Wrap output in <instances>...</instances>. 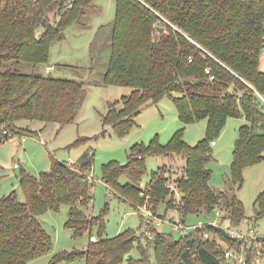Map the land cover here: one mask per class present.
<instances>
[{"label": "trees", "instance_id": "obj_1", "mask_svg": "<svg viewBox=\"0 0 264 264\" xmlns=\"http://www.w3.org/2000/svg\"><path fill=\"white\" fill-rule=\"evenodd\" d=\"M92 1L0 0V145L14 134L22 139L35 135L28 127H19V120L59 127L75 122L85 97L82 83L22 73L15 66L19 62L48 66L51 44L63 38L67 26L81 20ZM50 13H54L52 18ZM160 27L165 31L161 33ZM263 52L264 0H116L104 81L107 85L125 84L132 91L121 102L109 104L104 124L123 137L147 103L168 96L182 123L207 119V131L190 146L180 138L178 129L166 145L154 137L146 146L133 147L125 164L106 163L103 183L109 193L138 210L144 204V197L138 194L147 158L177 155L185 164L174 188L156 172L147 184L143 195H151V212L166 202V209H175L183 224L189 214L210 215L217 209L219 214L226 213L228 226L240 225L245 218L242 202L235 193L219 194L209 185L211 173L206 165L211 159L212 136L228 117L247 121L232 150L231 184L240 187L242 169L264 159V123L258 125L264 110L254 93L264 94V71L259 68ZM81 140L71 146L84 144ZM92 163L93 154L85 152L74 163L55 160L50 170L35 177L26 172L20 175L24 200H18L14 191L0 199V264H27L49 253L52 243L38 217L63 205L68 206L65 227L72 236L89 233V242L84 250L60 253L54 260L229 264L224 256L226 247L243 248L245 264H253L257 251L264 260V236L243 245L241 240H232L221 223L215 226L208 221L174 239L140 215L139 232L127 229L114 237L104 236L100 215L85 212L91 200ZM121 177L126 178L125 183L120 182ZM261 218L264 190L255 199L252 221ZM253 222L248 226H254ZM93 226H98L95 241L90 240ZM212 234L218 239H212ZM134 250L137 256H133Z\"/></svg>", "mask_w": 264, "mask_h": 264}, {"label": "rangeland", "instance_id": "obj_2", "mask_svg": "<svg viewBox=\"0 0 264 264\" xmlns=\"http://www.w3.org/2000/svg\"><path fill=\"white\" fill-rule=\"evenodd\" d=\"M115 13L116 0H93L92 6L85 11L81 20L67 26L63 38L51 44L48 66L28 62H19L15 66L26 74L80 82L83 84L85 97L75 122L62 127L27 119L17 121L19 127H28L35 135L29 134L25 139L18 134L10 135L12 137L0 145V199L14 191L18 200H24V191L19 183L23 172L35 177L41 171L50 170L55 160L74 163L83 153L89 152L93 154L90 175L92 186L91 200L85 212L100 215L105 227L104 236L114 237L127 229L139 232L142 227L140 215H143L157 231H164L172 238L179 239L187 235L192 230V225L198 221L215 220L218 212L215 209L210 215L189 214L183 224L182 217L175 209H166V202L161 203L155 213L151 212L148 205L151 195L143 193L151 182L152 174L156 172L157 175L164 176L168 180L166 185L174 188L177 176L182 175L185 164L181 156L160 155L147 158V172L142 177L139 186L141 191L138 194L144 197V204L139 205L138 210L109 193L103 183V167L110 161L125 164L133 147L146 146L154 137L166 145L178 129L180 138L188 145L194 146L206 136L207 119L182 123L171 97L163 96L156 103H147L144 109L134 116V121L123 137H118L104 124L103 117L108 112L109 104L121 102L122 98L132 91L125 84L107 85L104 81L110 60ZM53 15L54 13H50V18ZM158 24L161 27L163 25ZM259 68L264 71V52ZM254 93L264 110V101L260 97L264 98V94L256 91ZM246 123L243 117L225 119L221 130L212 136L215 144L209 145L211 159L206 165L211 173L209 185L219 194L235 193L242 202L245 218L240 225L234 226L242 232H246L247 225L253 222L255 199L264 190V159L242 169L240 187L231 184L232 150L241 126ZM262 123L264 114L262 119L258 120V125ZM79 139H82L81 143L84 144L71 146ZM209 142L210 140L208 144ZM120 182L125 183L126 178L121 177ZM220 216L217 222L225 229L229 224L224 218L226 213L223 212ZM67 218L66 205L61 206L58 211H47L38 217L49 235L52 250L27 264H84L83 260L69 263L54 260V256L60 253L84 250L89 242V233L81 236L71 235L70 230L65 227ZM252 224L256 234L264 236V218ZM91 235L97 240L98 226L92 227ZM212 236L215 240L218 239L215 234ZM132 254L138 255L136 250Z\"/></svg>", "mask_w": 264, "mask_h": 264}, {"label": "built area", "instance_id": "obj_3", "mask_svg": "<svg viewBox=\"0 0 264 264\" xmlns=\"http://www.w3.org/2000/svg\"><path fill=\"white\" fill-rule=\"evenodd\" d=\"M73 1V0H71ZM190 60V59H189ZM207 72H210V68L206 69ZM257 92V91H256ZM258 93V92H257ZM259 95V94H258ZM262 100L264 101V98L260 96ZM211 145H214V141H211ZM221 214L217 212V218L215 220H209L208 223L217 226L218 225V219ZM206 222L198 221L196 224L192 225L191 229L202 227ZM232 240H241L242 244L244 245L248 240H251L252 238L258 237V235L255 232L254 226L247 225L246 232H242L240 229H236L233 226H227L225 229H223ZM257 235V236H256ZM204 237L208 238L209 235L207 233H204ZM212 239H215L214 237ZM90 240L95 241V236H91ZM224 256L226 260H228L229 264H245L246 261V251L242 248L240 250H237L235 248L226 247L224 248ZM263 257L260 254L259 251L253 256L252 262L253 264H263Z\"/></svg>", "mask_w": 264, "mask_h": 264}, {"label": "water", "instance_id": "obj_4", "mask_svg": "<svg viewBox=\"0 0 264 264\" xmlns=\"http://www.w3.org/2000/svg\"><path fill=\"white\" fill-rule=\"evenodd\" d=\"M159 30H160V32H162V28H159ZM131 255H129V257H130Z\"/></svg>", "mask_w": 264, "mask_h": 264}]
</instances>
